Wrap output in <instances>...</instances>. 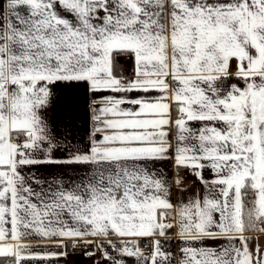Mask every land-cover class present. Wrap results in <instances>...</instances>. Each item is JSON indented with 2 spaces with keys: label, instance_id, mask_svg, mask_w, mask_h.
<instances>
[{
  "label": "snow or ice",
  "instance_id": "6c2138e0",
  "mask_svg": "<svg viewBox=\"0 0 264 264\" xmlns=\"http://www.w3.org/2000/svg\"><path fill=\"white\" fill-rule=\"evenodd\" d=\"M0 264H264V0H0Z\"/></svg>",
  "mask_w": 264,
  "mask_h": 264
}]
</instances>
